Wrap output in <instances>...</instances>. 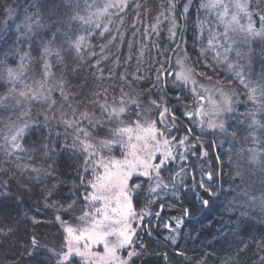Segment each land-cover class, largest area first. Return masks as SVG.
I'll return each instance as SVG.
<instances>
[{"label":"rangeland","instance_id":"obj_1","mask_svg":"<svg viewBox=\"0 0 264 264\" xmlns=\"http://www.w3.org/2000/svg\"><path fill=\"white\" fill-rule=\"evenodd\" d=\"M70 1L73 9L65 11L69 14V19L66 16L61 18L54 14V10H50L46 24H40L43 16L38 18L31 10L19 13V7H23L25 0H21L20 6L7 5L0 31L1 43L9 32H13V39L19 38V43H22L43 29L51 28L52 32L57 29L68 48L73 52H80V58L87 35L84 31L101 26L105 17H110L116 9H123L130 0ZM65 2L67 1L60 0L62 4ZM209 2L210 0H170L165 32H162L160 14L159 17L154 16L156 20L150 19L151 22L147 23L145 44L155 46L153 53L151 51L152 55H147V60L146 57L144 60L140 58L142 61L129 69L132 74L128 72L126 64H118L120 72L126 76L129 74L124 79L125 85H130L131 82L133 86H138L139 83L146 85L142 92L126 90V93L135 95L136 100L120 98V95L119 103L113 104L103 116L101 114L95 117L91 127L93 132L85 125L79 126L76 119L66 121V125L74 133L71 135L78 138L76 151L83 154L82 205L72 207L69 202L61 199L52 201L49 198L46 203L42 201L45 208L38 210L34 207L33 210L52 215V220L44 227L51 235L44 239L45 235H40L42 229L35 230L31 236L33 250L12 257L7 262L0 260V264H26L24 260L27 258H32L36 264L41 261L45 264H120L122 261L125 264H162L160 253L166 247H173L177 256L186 255L181 247H175L186 242L191 248H184L189 250V257L193 255L194 260L186 259L184 263L179 259V264H213L211 257L215 254L214 250L220 251L227 239L219 238L218 219L221 218L214 215L213 219L198 223L202 213L196 209L189 219L194 222L193 225L195 222L198 224L194 235L185 231L181 238V231L188 221L186 211L179 212L180 208L170 206L167 211H171L172 216L168 215L163 219L159 217L168 202H159L158 205L154 203L157 202L156 195L161 186L168 181L170 183L171 179L164 175L169 171L173 173L171 176L177 187L176 197L181 196L182 189H189V193L196 196V202L201 203L205 209L208 199L200 197L199 189L207 193L206 197L213 198L218 191L213 192L201 181H195L194 169L199 173L205 170V176L209 173L214 175L217 169L218 179H221V169L224 171V165L226 167L229 164L227 171L230 173V183L237 188V193H242L245 207L256 209L264 215V167L261 162L264 160V95L261 94V90H264V37H248L241 31V26L246 27L249 23L242 13L238 14L239 24L231 23V16L237 14L235 0H222L223 6L228 9L227 16H223V7H209ZM249 10L253 13L252 21L259 30L264 3L261 0H251ZM77 43L79 51L76 49ZM50 51L52 52V48ZM41 52L43 75L33 81L26 90V95L44 93L47 86L53 88L57 80L61 93L62 88H65L66 75H59L54 66L57 63L56 57L47 59L46 47ZM85 58L86 56L83 59ZM150 61L153 63L150 64ZM153 64L156 65V72L149 69ZM49 67H52L51 72ZM136 67L146 69L138 71ZM17 82L22 84L20 80ZM252 89H256V92ZM49 90L48 87L47 92ZM121 108L124 109L123 112L120 111ZM20 118L21 115L11 124L13 128L9 139L13 145L18 144L25 132ZM135 122L142 126L152 125L156 138L149 139L147 143L135 138L129 142L128 135L135 137V132L115 135L120 128L132 126ZM94 127L100 132L98 136L99 132L96 131L95 134ZM207 138L215 140L223 157L217 155L219 152L214 154L213 145L205 140ZM89 145L88 150L84 151L85 146ZM145 164L149 165L147 169ZM145 171L147 175L142 174ZM126 173H130L126 183L117 184L114 178ZM98 177L106 179L100 180ZM186 177H191L193 183L186 185ZM56 183L59 187L61 179ZM109 183L112 186L105 189L103 185ZM222 187L226 189L225 186ZM25 191L30 192L28 189ZM128 204L131 205V210L128 209ZM3 211L0 210V218ZM26 214L27 211L21 209L8 225L9 229L7 227L6 232H2L10 245L14 242L11 240L15 230L25 225ZM215 219L218 220L216 224ZM260 220L264 222V218ZM96 223L105 226L102 231L112 233L105 237L109 248L123 239L119 236L121 231L131 236L130 243L116 247L114 255L106 252L103 243L88 239ZM69 228L72 229L70 233L66 230ZM163 228L166 230L163 239L157 238L156 229L161 234ZM56 234L58 238H52ZM155 240L157 245L152 246L155 249L147 250L148 243ZM232 240L229 248L236 254L238 248L235 245L240 237ZM129 253L133 255L129 257ZM235 257L233 255L232 262L236 261ZM226 260L228 258L224 261ZM246 260L247 258H243L240 263L235 264H248L249 259L247 262Z\"/></svg>","mask_w":264,"mask_h":264},{"label":"trees","instance_id":"obj_2","mask_svg":"<svg viewBox=\"0 0 264 264\" xmlns=\"http://www.w3.org/2000/svg\"><path fill=\"white\" fill-rule=\"evenodd\" d=\"M66 1L62 4L60 0H25L23 7H19V13H21L20 11L24 13L27 9L33 11L38 18L43 16L40 24H46L49 20L50 10H54V14L61 18L66 16V19H69L67 17L69 14L67 15L65 11L70 12L69 10L73 8L71 1ZM20 2L21 0H0V31L4 22L2 19L5 17L4 14L9 4H13L12 7H15L20 6ZM177 3L179 2L177 1ZM169 4L170 0H130L121 9L122 11L116 9L110 14V17H105L101 26L84 31L87 35L80 58L78 55L80 52L71 51L57 29L55 32H52L51 28L43 29L41 32L35 33L27 42L22 41V43H19V38L13 39V32H9L2 43L0 41V210H4L0 218L1 261L7 262L12 257L21 256L22 253L30 251L32 249L31 236L35 230L41 228L40 235H45L44 239L49 238L48 235L51 234H48L44 227L52 220V215L33 210L34 207L38 210L45 208L42 201L46 203L49 198L52 201L61 199L69 202L72 207L82 205L83 154L76 151L78 138L71 135L74 133L66 125V121L76 119L79 126L85 125L93 132L91 127L95 117L101 114L103 116L106 110L109 111L110 107H113V104L119 103L120 98L137 99L135 95L126 93V90L142 92L146 85L139 83L138 86H133V82L130 85H125L124 79L129 74L126 76L120 72L118 64L119 62L123 65L126 64L128 72L132 74L129 69L137 66L142 61L140 58L149 59L155 46L149 47V44H145V26L151 22L150 19L156 20L154 16L160 14L162 17L160 21L163 24L162 32H165ZM36 8L37 11L32 10ZM61 25L60 29L62 30ZM64 33L66 34V32ZM45 47L46 54L48 53L47 59L56 57L57 63H52H55L54 66L58 69L59 75H66L65 88H62L63 91L59 93L57 80L56 85L54 83L53 88L48 85L44 93L26 95V90L33 84V81L43 75L42 66L44 64L41 51ZM51 48L54 55L50 51ZM150 48L151 50H149ZM147 55H149L148 58ZM85 56L86 58L83 59ZM105 56L110 58H105ZM99 67H101L100 70ZM48 69L49 72L52 71V67ZM137 69L142 71L146 68ZM149 69L151 72L157 71L155 64L151 65ZM19 80L22 84L17 82ZM50 84L52 85V81ZM48 87L50 88L49 92H47ZM18 98L22 99L18 100ZM20 115L25 132L17 144L19 147H16L11 143L9 133L13 128L11 124L19 119ZM97 130L94 129L95 134ZM99 134L100 132L97 136ZM218 152V156L223 157V152L220 149ZM46 154L47 156H44ZM261 162L264 167V160ZM224 169V171L221 169V179H218L219 171L217 169H215L214 175L209 173L208 176L204 175V169V172L199 173L197 169H194L193 172L195 181H201L213 192L218 191L221 182L222 186L226 187L222 190L224 194L219 202L216 197H206L207 193L198 188L200 197L208 199V206L204 210L209 214L213 207V215L221 218L218 219L219 236H221L219 238L223 240L227 237L224 240L226 243L220 247V251L214 250L215 254L211 257L212 262L213 264H235L236 262L240 263L243 258H247L246 262L249 259L248 264H264V222L260 220L264 218V215L256 209L245 207L242 193H237V188H234L233 183H230V173L227 171L229 164H226V167L224 165ZM172 174L171 171L164 174L168 179H171L170 183L168 181L161 186V190L156 195L158 199L154 203L155 205H158L159 202H168L159 217L163 219L168 215L172 216V212L167 211V207L170 206L180 208L179 212L189 211L190 216L194 215L195 210L203 206L196 202V196L189 193V189L186 191L182 189L181 196L176 197L177 187L174 185ZM28 179L29 182H27ZM59 179L62 184L58 187L56 181ZM186 179L188 182L186 185L193 183L191 177H186ZM25 188L30 192L27 193ZM27 194L30 196L28 197ZM7 199L12 202H8ZM156 207H154L155 210ZM21 209L26 210L28 214L24 220L25 225L22 224V227L19 226L15 230V235L11 240L14 242L11 246L12 244L10 245V241L4 237L2 232H6L5 229L10 222L14 221ZM215 211H217L216 214H214ZM190 222L186 221V225L181 231V238L184 237L185 231L194 235L197 227L191 225ZM157 231L159 229H156V237L163 239L166 230L161 229V234ZM236 237H240V242L237 241L235 247L238 250L234 254L229 248V242ZM52 238L57 239V234ZM155 241L151 244L148 243L147 250L155 249L153 248L157 245V241ZM188 245L190 244L186 242L175 246L177 249L181 247L182 251L187 253L181 256H177L173 247H166V250L160 253L162 264H179V259L184 263L186 259L194 260V256L189 257V250L184 248L186 246L191 248ZM233 255L236 256L234 262L231 261ZM226 258L228 260L224 261ZM24 262L36 264L32 258H27ZM39 264L45 263L41 261ZM155 264H159V262Z\"/></svg>","mask_w":264,"mask_h":264},{"label":"snow or ice","instance_id":"obj_3","mask_svg":"<svg viewBox=\"0 0 264 264\" xmlns=\"http://www.w3.org/2000/svg\"><path fill=\"white\" fill-rule=\"evenodd\" d=\"M250 3L251 0H235L234 2V7L237 10V14H233L231 16V23H236L239 24V18H238V14L242 13L244 16H246L249 20V23L246 27L241 26V31L246 33V36L248 37H264V15L260 16V24H261V28L259 30L256 29L255 24L252 21V16L253 13L249 10L250 8ZM261 3H264V0H261ZM209 7L212 8H216V7H223V16H227L228 15V9L226 6H223L222 4V0H210L209 2ZM174 7V6H173ZM185 11H187V9L185 8ZM223 16H221V19H223ZM225 36H227V31L225 32ZM83 39V38H81ZM76 49L77 51H79V43L76 44ZM243 83V81H241ZM253 92H256V89H252ZM261 94L264 95V90H261ZM121 112L124 111L123 108L120 109ZM255 123V121H254ZM222 127V125H221ZM135 132L136 135L135 137H133V135H128V141L130 142L133 138H135L137 141L143 140L145 143H147V141L149 139H155V130L152 127V125H147V126H142L139 122H135L133 123L132 126H125L123 128H120L115 135L117 136H121L124 134H130ZM19 134V133H18ZM143 134V135H141ZM13 140H15V137H13ZM16 147H19L18 145H16ZM89 146H85V148L83 149L84 151L88 150ZM133 147H135V145H133ZM170 155V153H169ZM149 167V165L145 164V169H147ZM143 175H147V171H145L144 173H142ZM130 175V173H126V174H122V176H117L115 177V182L117 184H125L128 176ZM110 178V177H107ZM98 179L100 180H104L106 179V177H98ZM112 186L111 183L103 185V187L105 189L110 188ZM93 187H95V185H93ZM205 204L207 203L206 201L204 202ZM128 209L131 210V205L128 204ZM105 226L102 223H96L94 228L92 229V231L90 232L88 239L93 240L94 242H98V243H103L105 251L109 252L110 254L114 255L115 252V248L116 247H120L123 245H126L128 243H130L131 241V236L129 234H127L125 231H121L119 233L120 237H123V239L120 240L119 244L117 245H113L112 248H109L108 242L106 241L105 237L107 235H111L112 233L104 230L102 231L101 229H104ZM69 233L72 231V229H66ZM35 243V241H34ZM71 252V249H69V253ZM131 255H133L132 253H129V257H131ZM120 264H125V262H120Z\"/></svg>","mask_w":264,"mask_h":264},{"label":"bare ground","instance_id":"obj_4","mask_svg":"<svg viewBox=\"0 0 264 264\" xmlns=\"http://www.w3.org/2000/svg\"><path fill=\"white\" fill-rule=\"evenodd\" d=\"M205 140H208V141H210V142L212 143V145H213V151H215L214 154H217V153H218V148H217V146H216L217 144L215 143V140H214V139H210V138H207V139H205ZM217 155H218V154H217ZM222 190H223L222 183H219V186H218V193H217V195H216V199L218 200V202L222 199V196H223V194H224ZM203 209H204L203 207H202V209H201L200 207H198V210L202 213V214H201V218L197 221L198 223H199V222L201 223V222H203V221H205V220H208V219H211V218L213 219V216H214V215H213V211H212V210H213V207L210 209V210H211V211H210L211 213H209V214L207 213L206 210H203ZM186 213H187V219L189 220L192 216H190L189 211H187ZM216 213H217V211H215L214 214H216ZM211 214H212V215H211ZM197 222H195V224L193 225L194 222L191 221L190 224L193 225V226H195V227H197V225H198V224L196 225ZM217 222H218V220L215 219V220H214V224H216ZM214 228H215V227H212V229H214ZM206 233H207V231L204 232V234H206ZM204 234H203V235H204ZM203 235H202V236H203Z\"/></svg>","mask_w":264,"mask_h":264}]
</instances>
